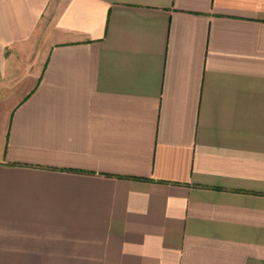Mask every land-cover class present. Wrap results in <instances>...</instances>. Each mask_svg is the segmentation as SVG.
I'll use <instances>...</instances> for the list:
<instances>
[{
    "label": "crops",
    "instance_id": "crops-1",
    "mask_svg": "<svg viewBox=\"0 0 264 264\" xmlns=\"http://www.w3.org/2000/svg\"><path fill=\"white\" fill-rule=\"evenodd\" d=\"M0 264H264V0H0Z\"/></svg>",
    "mask_w": 264,
    "mask_h": 264
}]
</instances>
